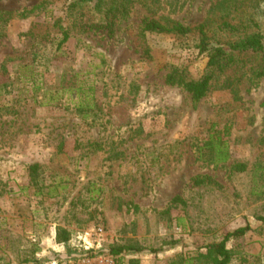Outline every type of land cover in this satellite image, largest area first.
Segmentation results:
<instances>
[{
    "label": "rangeland",
    "instance_id": "1",
    "mask_svg": "<svg viewBox=\"0 0 264 264\" xmlns=\"http://www.w3.org/2000/svg\"><path fill=\"white\" fill-rule=\"evenodd\" d=\"M74 1L0 0L11 16L0 23V264H81L89 250L109 264H197L204 246L245 225L227 243L231 262L264 264V77L251 71L264 67V52L240 54L239 66L216 74L194 102L165 76L173 68L190 80L206 73L198 34L140 35L150 18L194 26L214 10L217 20L233 0H125L128 14L111 39L72 24L93 19L91 4L71 16ZM242 3L232 23L252 16L264 30V0ZM57 19L70 35L60 51ZM210 26V40H223ZM26 64L41 81L36 97ZM79 86L94 88L88 118L71 100ZM213 125L228 128L225 164L199 153ZM236 163L245 171H233ZM199 176L213 183L193 184ZM174 197L182 203L170 204ZM59 228L69 232L66 243L56 239ZM97 228L100 243L83 246L79 234ZM112 246L141 250L114 257Z\"/></svg>",
    "mask_w": 264,
    "mask_h": 264
},
{
    "label": "trees",
    "instance_id": "2",
    "mask_svg": "<svg viewBox=\"0 0 264 264\" xmlns=\"http://www.w3.org/2000/svg\"><path fill=\"white\" fill-rule=\"evenodd\" d=\"M242 2L243 0H233L232 7L222 10L223 14L217 20L215 19L213 10L211 16L207 17L202 23L194 26H187L167 17H161L159 19L150 18L143 21L140 29V35L142 37L147 33L172 34L177 37L185 36L189 33L198 34L199 42L196 47L199 53L204 54L207 59L206 73L198 79L190 80L186 78L183 71L178 68H173L165 76L166 84L181 87L190 95L194 102H197L209 92L216 74H221L225 69L232 66H239L240 58L238 56L240 54L264 52V30L258 27L252 16L247 17L244 21L232 23V21L244 14L243 11H240L243 7ZM90 4L92 6L93 19L85 22L81 19L82 22L79 21L80 23H76L75 19H73L72 24L82 28L86 32H103L108 38H113L117 19L125 17L128 14L125 0H76L69 5V13H71V16L73 13L80 15L83 12L79 13L78 11ZM10 18L11 16L9 14L0 11V23H5ZM213 23H215V29L222 32L223 40H210L208 34H212L210 25ZM54 25L58 26L61 31V36L56 42V50L60 51L70 37L69 27L63 26L59 19L55 20ZM144 53L148 55L149 50L146 48ZM94 56L100 55L94 54ZM25 68L29 69L28 79L31 84L32 96L36 97L35 95L41 89V81L36 77L37 74L32 68V64H26ZM251 71L254 75L253 78L264 77V67L260 69L254 68ZM224 83L225 86H231L233 84L229 79L225 80ZM72 85H69L68 90L74 87ZM76 90L82 91V93L80 97L71 99L76 103L74 109L81 117L88 118L92 111H94L96 105L92 98L94 96V88L91 86L88 88V91H85L79 86ZM33 99L35 103H38L37 98ZM51 99L55 98L51 97ZM227 130L228 128L217 130L214 125L211 126L204 146L198 147L201 157L206 162L219 165L225 164L229 160L230 152L227 142L224 140ZM38 168L39 166L37 164L30 165L28 168L30 180L33 183H36L38 178ZM231 169L235 172H243L246 169V164L236 163L231 166ZM206 183H213V180L210 177L199 176L193 181L195 185H203ZM176 203H182V199L180 197H174L170 201V204ZM257 218L264 222V214ZM248 230L249 226L245 225L226 232L218 242H211L204 246L205 251L199 252L193 259L197 264H232L231 260L233 255L231 249L227 247V243L231 239L244 236ZM69 238L68 231L60 228L57 229L56 239L58 242L66 243ZM140 250L132 246H112L109 248L108 254L115 257L128 251L139 252ZM151 252H157V249H152ZM92 253L93 251L89 250L86 252V255L91 256ZM193 259L190 258L189 262L193 261Z\"/></svg>",
    "mask_w": 264,
    "mask_h": 264
},
{
    "label": "built area",
    "instance_id": "3",
    "mask_svg": "<svg viewBox=\"0 0 264 264\" xmlns=\"http://www.w3.org/2000/svg\"><path fill=\"white\" fill-rule=\"evenodd\" d=\"M102 230L97 228L95 230H84L79 234V239L85 247H93L94 244H99L102 237ZM81 264H109L106 258L88 256L81 261Z\"/></svg>",
    "mask_w": 264,
    "mask_h": 264
}]
</instances>
